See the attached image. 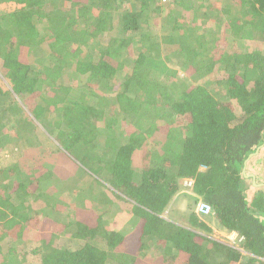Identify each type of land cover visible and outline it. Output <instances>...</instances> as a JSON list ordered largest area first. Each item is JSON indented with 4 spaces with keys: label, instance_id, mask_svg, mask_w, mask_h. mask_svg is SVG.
I'll use <instances>...</instances> for the list:
<instances>
[{
    "label": "trees",
    "instance_id": "16d2710c",
    "mask_svg": "<svg viewBox=\"0 0 264 264\" xmlns=\"http://www.w3.org/2000/svg\"><path fill=\"white\" fill-rule=\"evenodd\" d=\"M224 1L0 0L18 32L0 25V61L26 106L0 119V264H264V184L243 172L254 156L264 173V0ZM42 138L71 162L53 182L20 162ZM182 192L193 205L170 209Z\"/></svg>",
    "mask_w": 264,
    "mask_h": 264
},
{
    "label": "rangeland",
    "instance_id": "374dc122",
    "mask_svg": "<svg viewBox=\"0 0 264 264\" xmlns=\"http://www.w3.org/2000/svg\"><path fill=\"white\" fill-rule=\"evenodd\" d=\"M219 2L223 6H225V4H226V2L224 0H219ZM132 4L134 6V3H132ZM132 4H130V5H132ZM11 10H13V4L1 3L0 4V17H1V15L8 14L9 12H11ZM238 15H239V12L235 16H233L232 18H235ZM37 19H39V20H37ZM33 22L36 25V29H35V36L36 37H35V39L41 42L42 38H43L41 27L44 26V21L40 20L39 16L35 15L34 18H33ZM8 24L9 23H6V22H4L3 20L0 19V25L2 26L3 31L6 32L5 36L7 38H9V39L11 38V39L14 40V38L17 37L18 32L16 31V28L13 27V25H11L12 27H10V24L9 25ZM113 31L114 32L115 31L118 32L117 29H113ZM114 32H112V30L111 31H106V32H103L102 35L100 34L99 36H97V38L94 40L95 43H97V48H98V46H103L104 47V46L108 45L112 41L113 38H116L117 35H116V32L115 33ZM119 36H122V34H119ZM37 47L38 46L36 45L35 49H34V46H32V48L34 50H37ZM46 48H47V46L45 44H41L40 45V50L47 52ZM138 48H140L139 43H135V42H132V41H131V43L129 42L126 45L125 51H123L122 58H124V56H125V54L127 52L131 53L133 50L138 49ZM27 51H28V49H27ZM86 52H88V51H86V49L84 47L83 54H85ZM90 53H92V52H90ZM96 55L98 57L97 51H96ZM105 58L107 59V57H105ZM174 59H175V57H173V56L169 57L168 62H171ZM39 60H40L41 63H44V62H49L51 60V58L48 55V53H46V55H43L42 57H39ZM110 60H112V59H110ZM115 61H116V59L112 60L113 63H115ZM129 67L130 66L127 67V70L129 69ZM176 67L179 68L178 64H177V61H176L175 67L173 66V68H176ZM176 73H177V76H181L182 78H186V79L189 76V74L186 75L184 73V71H182L181 69L176 70ZM70 78L69 79H67V78L65 79L66 83H68L69 86H73V87L77 86L78 82L72 83L73 81H76V80L72 81V79L70 80ZM188 79H189L190 82L192 80L193 81L197 80L195 75L194 76H190ZM205 79H206V77L202 78V80H205ZM120 82H121V77H120V75H118L117 78L115 77V80H114L115 86L117 87ZM69 86H66V87L69 88ZM12 87H13V84L11 83L10 79L8 78V76H6L4 74L3 68H2V65H1V61H0V89H1V92H0V119L2 120L3 116H6L4 119H6V121L8 122V127L10 125H13V122H14L15 118L23 117L24 116V112H26V106L23 103V101L21 100L22 97L20 98L17 94H15L13 92V90H12ZM95 91H97L96 93L98 94V96H95V98L98 97V99L96 100V99L92 98V102H98L99 99H103V98H100V97H104V92H102V90L99 91V89L97 88V89H95ZM211 91H213V89ZM3 92H5L6 95H4ZM89 102L91 103V101H89ZM14 104H15L16 107L18 105V107H20L22 110L15 108L17 110V112L10 111L9 109L13 108L12 105H14ZM111 107H112V105H111ZM101 121H103V120L99 119V118L96 119L97 126L101 123ZM113 122L116 123V121H113ZM10 132H11L10 135H12L13 131L11 129H10ZM49 139L50 138H45V139L42 138L38 142L34 141V143L32 144L31 148L25 149L24 154L20 155V162H22V165H24L25 168H34V170H35L34 175L35 176H37V174L39 175L40 170H48L47 178H49L51 180V182H53V181H55V178L57 177V176L55 177V170H56L57 165H58L57 164L58 156H56L57 152H56L55 147H57L56 144L58 145V143L56 141H54V140L50 141L51 139L50 140ZM59 148H60V146H59ZM254 154L257 155V152L254 153ZM68 161H69V158H68ZM69 163L71 165L70 161H69ZM257 165H258L257 168L260 169V165L259 164H257ZM9 171L12 172L11 169H9ZM51 172H52V174H51ZM254 172L257 174V175H255V182L258 183V184L260 183L261 185L264 184V173H262L261 171H259L257 173L254 166L245 168V173L246 174H254ZM251 190H252V192H254L253 189H251ZM183 193L184 192L181 193V198H180V200H178V202L176 204L175 203H171L170 204V209L173 206H178L180 210H184L185 207L188 206V204L189 205H193L192 200H187V198L184 196ZM77 197H78V195L75 198H74V196H72L71 199H73V201L75 202ZM12 202L17 203L15 198H12ZM166 215H164V217L171 218V219H174V220H178V218L174 217L175 215L172 214V211H169ZM209 219H211V220H209V222L211 221V223L214 221L213 218H209ZM215 222L213 224L215 225L214 228L216 230V234H218L219 236L222 237V234L219 233V232H221V230L223 228L218 226ZM238 243H239V240H238Z\"/></svg>",
    "mask_w": 264,
    "mask_h": 264
},
{
    "label": "crops",
    "instance_id": "0c3cea01",
    "mask_svg": "<svg viewBox=\"0 0 264 264\" xmlns=\"http://www.w3.org/2000/svg\"><path fill=\"white\" fill-rule=\"evenodd\" d=\"M256 156V155H255ZM260 158H256V157H251V158H249V160L247 161V167H251V166H254L255 165V163L257 162V160H259ZM260 160H262V159H260ZM57 164H59V165H70V163H69V161L67 160V159H61L60 158V160H58L57 159ZM254 176L256 175V173L254 172V174H253ZM191 190V189H190ZM190 192V191H189ZM212 226H213V228L215 227V225L214 224H212ZM223 231V232H222ZM219 232V231H218ZM219 233H221L222 234V238L223 237H225L228 241H230V242H232V243H235L237 240H238V238H237V234L235 233V232H226L225 230H221V232H219ZM237 243H238V241H237Z\"/></svg>",
    "mask_w": 264,
    "mask_h": 264
},
{
    "label": "built area",
    "instance_id": "2783aa9c",
    "mask_svg": "<svg viewBox=\"0 0 264 264\" xmlns=\"http://www.w3.org/2000/svg\"><path fill=\"white\" fill-rule=\"evenodd\" d=\"M191 185V183H189ZM197 210L204 213H209L210 206L205 202H199L197 205Z\"/></svg>",
    "mask_w": 264,
    "mask_h": 264
},
{
    "label": "water",
    "instance_id": "95a60500",
    "mask_svg": "<svg viewBox=\"0 0 264 264\" xmlns=\"http://www.w3.org/2000/svg\"><path fill=\"white\" fill-rule=\"evenodd\" d=\"M258 149H259V147H258ZM256 152H257V150H256L254 153H256ZM254 153H253V154H254ZM251 155H252V154H250V155L248 156V158H249ZM248 158H247V159H248ZM246 161H247V160H246ZM246 161H245V163H246ZM243 172H245V169L243 170ZM245 175L251 177L252 183H253V184H256V183H255V176H254L253 174H245Z\"/></svg>",
    "mask_w": 264,
    "mask_h": 264
},
{
    "label": "clouds",
    "instance_id": "9594fccd",
    "mask_svg": "<svg viewBox=\"0 0 264 264\" xmlns=\"http://www.w3.org/2000/svg\"><path fill=\"white\" fill-rule=\"evenodd\" d=\"M246 174V173H245ZM256 183V182H255ZM257 185H261L260 183L258 184V183H256ZM254 185V184H253ZM201 202V201H200ZM198 205V204H197ZM210 212V211H209Z\"/></svg>",
    "mask_w": 264,
    "mask_h": 264
}]
</instances>
